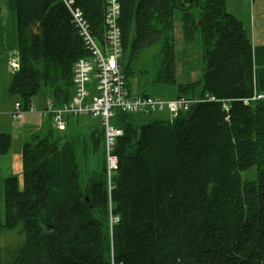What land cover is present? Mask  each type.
<instances>
[{
    "label": "trees",
    "instance_id": "obj_1",
    "mask_svg": "<svg viewBox=\"0 0 264 264\" xmlns=\"http://www.w3.org/2000/svg\"><path fill=\"white\" fill-rule=\"evenodd\" d=\"M225 1L194 0L185 7L180 0H120L123 52L160 43L157 74L177 85L174 97L209 93L234 100L232 106L226 112L219 103L198 102L171 121L141 125L116 111L113 123L123 134L113 151L110 189L101 124L88 133L87 146L99 151L93 163L89 158L95 173L85 184L75 145L64 139L72 118L63 131L34 133L21 149L22 188L14 175L3 182L0 230L21 225L23 240L0 264H111L109 213L119 218L113 264H264V97L241 101L255 90L264 94V45H253ZM74 3L101 42L105 0ZM195 5L204 65L190 86L175 82L172 27L176 8ZM5 7L13 12L14 30L0 55L5 59L14 47L20 53L7 94L24 107L35 98L68 102L73 65L90 55L69 10L62 0H8ZM10 144V135L0 133V155Z\"/></svg>",
    "mask_w": 264,
    "mask_h": 264
},
{
    "label": "rangeland",
    "instance_id": "obj_2",
    "mask_svg": "<svg viewBox=\"0 0 264 264\" xmlns=\"http://www.w3.org/2000/svg\"><path fill=\"white\" fill-rule=\"evenodd\" d=\"M120 1V0H119ZM179 1V0H178ZM8 0H0V5L3 8L1 15L2 23L0 24V47L11 42V33L14 30V15L10 10H6ZM64 3V2H63ZM228 7L226 9L239 20H246L250 22L251 28L249 37L252 40L254 46H260L261 41L264 37V33L260 36L257 32L253 33V22L257 23L259 17L256 13V6L264 9V0H260L259 3L255 0H227ZM106 4V2H105ZM75 5V4H74ZM226 5V6H227ZM76 6V5H75ZM77 7V6H76ZM79 8V7H78ZM255 9V11H254ZM264 11V10H263ZM185 17H190L191 20L185 22ZM252 20V21H251ZM262 28L264 29V16L261 18ZM242 23V22H241ZM200 25V6L195 5L188 7L186 10L176 8L173 14V46L175 51V82L183 85L193 86L196 79H200V71L203 67L201 60L202 46H201V35L199 31ZM90 26V24H89ZM261 27V24H260ZM91 28V27H90ZM190 33L188 34L189 30ZM37 32V31H36ZM3 35V37H2ZM264 45V44H263ZM17 49L16 47L10 48L6 53L5 59H0V110L6 111L11 108L14 101H19L7 94L6 84H8L11 78L7 72V61L8 53L13 52L12 50ZM18 50V49H17ZM162 54L160 51V43L148 45L138 52L132 53L129 49H125L121 58V71L126 75L127 87L131 93H145L149 95L158 96L166 100L174 99V94L177 91V85L170 82H163L157 74L159 70L160 59ZM193 72V74H190ZM199 81V80H198ZM196 81V82H198ZM190 93V92H189ZM192 98L194 96H191ZM46 98L43 104L35 103L36 98L33 99L28 105L35 104V108L38 110L42 108L47 102L51 104L55 103L53 97ZM53 101V102H52ZM54 105V104H53ZM38 116V117H37ZM39 117L41 120H39ZM169 113L164 111L162 113H132L128 118L136 125L147 123L153 118H166L168 119ZM99 130V119L90 116H81L79 119L72 118L70 121V135L65 136V140L72 141L76 148L77 166L79 169L80 180L82 184L89 180V175L93 176L95 169L90 167L89 158L91 163L94 162L95 157L98 154L99 146L97 149L87 146V141L90 136L89 130ZM49 127H53L47 118H43L41 115H35L32 113H26L21 123L13 121L9 114L0 120V132L10 134L11 144L6 154L0 155V221H5V207H4V179L8 176L14 175L18 178L19 186L22 188V160H21V149L25 142H30L34 133L42 134ZM54 128V127H53ZM68 128V125H67ZM66 128V129H67ZM40 130V131H39ZM38 131V132H36ZM64 133V132H63ZM99 134H95L96 137ZM64 142H61L59 146H62ZM96 147V146H95ZM89 148V149H88ZM255 171L251 170L248 175L253 176ZM111 173L109 179L107 178L108 189H110ZM78 175V177H79ZM244 175H247L246 173ZM88 179V180H87ZM86 182V183H87ZM110 210V205H109ZM112 215L109 213L108 218V235L110 241V263L113 258V226L110 223ZM117 216V215H116ZM21 225L14 229H2L0 230V256L3 257L8 250H14L20 242L23 240V236L20 233Z\"/></svg>",
    "mask_w": 264,
    "mask_h": 264
},
{
    "label": "built area",
    "instance_id": "obj_3",
    "mask_svg": "<svg viewBox=\"0 0 264 264\" xmlns=\"http://www.w3.org/2000/svg\"><path fill=\"white\" fill-rule=\"evenodd\" d=\"M69 10L78 35L85 48L89 51V58H79L73 65V95L71 99L54 106L50 102L37 110L33 104L24 107L21 102H14L9 116L15 122H20L26 113L39 112L43 117L50 118L52 125L58 130H64L66 121L70 117L90 116L98 118L104 129L105 153L107 162V177L117 168V158L114 147L123 131L113 121L116 111L122 113H162L167 111L169 117H175L179 112L187 111L198 102H216L229 112L232 99L219 98L213 94L205 93L198 97L180 96L171 100L141 93H131L126 87L121 72L122 40L119 26L121 11L119 0H106L104 15L103 42L99 43L84 17L80 8L76 7L74 0H62ZM8 53L7 69L11 74L20 69V53L17 49ZM93 86V92L90 88ZM264 95L254 91L251 97L242 99L244 105L263 98ZM228 118V115L225 119ZM119 221L118 216H112L110 223Z\"/></svg>",
    "mask_w": 264,
    "mask_h": 264
},
{
    "label": "crops",
    "instance_id": "obj_4",
    "mask_svg": "<svg viewBox=\"0 0 264 264\" xmlns=\"http://www.w3.org/2000/svg\"><path fill=\"white\" fill-rule=\"evenodd\" d=\"M227 2V0L225 1V3ZM255 2H257V3H259L260 2V0H255ZM228 3H226V5H227ZM226 7H228V5L226 6ZM256 13H257V15H258V17H259V21L257 22V23H255V21L253 22V33L255 34V32H257L258 34H259V36L262 34V33H264V29L262 28V20H261V18H263V16H264V9H261V8H258V6H256ZM255 9H254V11H255ZM2 12H3V8H2V6L0 5V18H1V15H2ZM233 14V13H232ZM234 15V14H233ZM252 21V20H251ZM242 22V24H243V27H244V29H245V31H246V33L248 34V36H249V33H250V28H251V25H250V22L249 21H246V20H242L241 21ZM260 24H261V27H260ZM261 44L263 45L264 44V37H263V39H262V41H261ZM0 59H2V56L0 55ZM190 74H193V72H190ZM200 76H201V71H200ZM198 80H200V79H196L195 81H198ZM7 85L8 84H6V86H5V89L7 88ZM7 90V89H6ZM37 102H38V104H43V103H40L38 100H36ZM9 110H10V107H9ZM8 110V111H9ZM8 111H6V113L4 114V112L5 111H2V110H0V120H2V118H5V116L7 115V112ZM35 115H39V114H35ZM38 117V116H37ZM39 120H41V118L39 117ZM40 131V130H39ZM36 132H38V131H36ZM0 133H5V132H0ZM10 135V134H9ZM32 136L34 135V134H31Z\"/></svg>",
    "mask_w": 264,
    "mask_h": 264
},
{
    "label": "water",
    "instance_id": "obj_5",
    "mask_svg": "<svg viewBox=\"0 0 264 264\" xmlns=\"http://www.w3.org/2000/svg\"><path fill=\"white\" fill-rule=\"evenodd\" d=\"M193 2H194V0H180L181 5H184L185 7L193 4ZM84 201L89 202L87 197H85Z\"/></svg>",
    "mask_w": 264,
    "mask_h": 264
},
{
    "label": "bare ground",
    "instance_id": "obj_6",
    "mask_svg": "<svg viewBox=\"0 0 264 264\" xmlns=\"http://www.w3.org/2000/svg\"><path fill=\"white\" fill-rule=\"evenodd\" d=\"M71 17V15H70ZM71 23H72V18H71ZM91 92H93V86L90 88Z\"/></svg>",
    "mask_w": 264,
    "mask_h": 264
}]
</instances>
